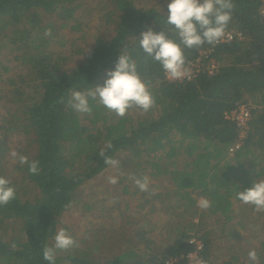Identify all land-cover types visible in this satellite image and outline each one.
<instances>
[{"label": "trees", "instance_id": "16d2710c", "mask_svg": "<svg viewBox=\"0 0 264 264\" xmlns=\"http://www.w3.org/2000/svg\"><path fill=\"white\" fill-rule=\"evenodd\" d=\"M95 1L0 0V80L5 77L7 87L0 92L13 104L0 123V177L16 190V198L0 206V264H49L43 249L53 246L58 230L69 232L61 223L64 215L73 210L87 219L97 215L100 204L85 199L83 190L112 167L99 156L101 150L120 162L123 187L113 202L124 205L114 208L116 222L123 224L73 236L79 247L67 255L57 252L55 264H168L176 259L181 260L175 264H188L195 253L206 264H218L209 222L232 223L241 203L236 194L264 178V0H233L226 32L242 37L192 49L181 44L186 66L196 65L192 77L182 81L167 79L139 45L147 30L164 32L180 44L167 23L171 0L162 6ZM95 12L105 28L86 53L79 44L89 41ZM47 29L51 37L45 36ZM125 50L156 106L147 113L130 110L123 118L91 98V114L69 107L72 91L104 86ZM79 56L83 59L75 64ZM243 106L252 111L246 129L233 116ZM13 135L23 139V155L38 162L39 174L19 162L15 171L7 166ZM145 175L151 183L165 178L171 191L161 192L156 184L150 186L154 194L140 191L134 177ZM201 198L211 207H199ZM147 206L153 214L175 210L165 240L133 219ZM258 255L264 264V251ZM219 264L251 262L230 257Z\"/></svg>", "mask_w": 264, "mask_h": 264}, {"label": "clouds", "instance_id": "9594fccd", "mask_svg": "<svg viewBox=\"0 0 264 264\" xmlns=\"http://www.w3.org/2000/svg\"><path fill=\"white\" fill-rule=\"evenodd\" d=\"M167 7V23L176 29L180 44L169 39L164 32L157 34L147 30L141 34L139 45L144 53L162 66L167 79H190V69L186 66L187 61L181 44L192 49L200 48L205 43L215 46L223 42L232 19L234 3L233 0H171ZM45 36L51 37L52 30L47 29ZM107 76L104 86L90 88L86 92L72 91L68 100L69 107L81 114H91V98L110 113L123 118L130 110L139 109L142 113H147L156 106L155 97L148 84L140 77L136 62L126 50L119 56L115 70L109 71ZM11 156L18 159L21 165H27L30 174H39L37 161L30 162L27 156L18 151H12ZM99 156L104 159L106 165L119 166L120 162L106 156L103 150ZM134 182L140 191H151L154 194L155 190L150 189L151 181L148 176L134 177ZM109 183L115 185L118 179L109 177ZM236 197L242 203L251 205L255 213H264V179L254 181L250 188L239 191ZM15 198L16 190L11 186V181L0 177V206H6ZM198 206L206 210L211 207V203L206 198H201ZM77 247L79 242L67 230L60 229L54 236L53 246L44 247L43 258L49 264H55L57 251H69ZM247 255L251 264H259L260 258L256 250H250ZM201 264L206 262L201 261Z\"/></svg>", "mask_w": 264, "mask_h": 264}, {"label": "rangeland", "instance_id": "374dc122", "mask_svg": "<svg viewBox=\"0 0 264 264\" xmlns=\"http://www.w3.org/2000/svg\"><path fill=\"white\" fill-rule=\"evenodd\" d=\"M101 0H97L95 2H99ZM141 6H150L157 5L162 6L163 3H167V0H138ZM97 12L92 14V19L89 23V41L86 43H80L81 47H85L86 53L90 51L91 44L97 38V34L101 30L105 28L103 26L104 22L98 21ZM102 16V13H101ZM106 24V23H105ZM53 50L55 52L65 51L66 54H71V51H66L64 49H60L59 47H54ZM83 57L79 56L75 58L76 63H80ZM5 77L0 80V86L3 85L0 89L2 92L6 91L7 87L4 86ZM9 97L6 93L0 92V123H3V119L6 118L7 110L13 108V104L9 101ZM1 125V124H0ZM10 140V154L7 157L6 163L9 166L11 171H15V168L18 164V159H14L11 156L12 151H18L23 155L25 146L23 145V139L17 135H13L9 138ZM133 166L130 165V169ZM118 166L111 167L101 177H98L91 183H88L84 188L85 191L84 198L88 197L90 200L96 201L100 204L97 207V215H91L87 218L83 214L77 211H70L64 215L61 219L62 225L66 226L69 230L68 233L71 236L78 235L79 237H83L86 229H93L99 227H105L109 231L111 228H117L123 222H116V213L114 208L117 206L113 201L118 197V194L121 195V189L123 186H120V178L118 175ZM109 177H116L118 179V183L115 185L109 183ZM106 179V180H105ZM264 179V178H263ZM109 185H107L108 183ZM156 184L158 188H160L161 192L171 191L170 185L168 184L165 178L159 179V181H154L150 183V186ZM107 187V189H106ZM115 188V190H113ZM116 191V192H115ZM136 200L135 198L131 199V203L136 208ZM123 205V203H120ZM117 206L115 209L117 210L119 207L124 209L123 206ZM236 214L234 217V221L232 223H225L222 219L220 223H215L214 221L209 222L211 226V231L215 235L216 246L218 252L216 254L218 264L228 258H237L241 262L249 261L248 252L250 250H256L258 252L264 251V213H255L253 207L251 205H246L244 203L236 204ZM175 211V210H174ZM171 210L168 214L167 212H160L159 214H153L152 207L147 206L144 209L135 215H133V219L139 221L144 225V229L147 231L151 230L155 236L160 238L161 240H165V234H168L170 231V223L173 219L171 218ZM130 214L132 211H129ZM136 212V211H135ZM133 211V213H135ZM100 214V216H98ZM171 215V216H170ZM115 216V217H114ZM119 224V225H118ZM230 225V226H227ZM18 232V230H16ZM93 234V233H91ZM98 234V233H97ZM99 235V234H98ZM58 254L67 255L71 252L69 251H57Z\"/></svg>", "mask_w": 264, "mask_h": 264}, {"label": "built area", "instance_id": "2783aa9c", "mask_svg": "<svg viewBox=\"0 0 264 264\" xmlns=\"http://www.w3.org/2000/svg\"><path fill=\"white\" fill-rule=\"evenodd\" d=\"M235 36L238 37H242V34L239 32H235V31H230V32H226L225 33V37L223 40L226 41H233L235 39ZM193 67H196V65H192L189 66L188 68L190 69V78L193 75ZM212 70H214L216 68L215 62L212 60L210 66H209ZM211 70V71H212ZM189 79V78H188ZM175 81V80H173ZM235 120L237 121V124L239 125L240 128H245L248 126L249 121L251 120L252 117V111L251 108L248 107H241L237 112H235L233 114ZM246 133L244 132V130L240 133V137H245ZM240 147V143H238L235 147L231 148L230 151L234 152L237 148ZM193 242H195V244H197L199 246V248H201V242L200 241H196L193 240ZM181 259H176V260H171L170 262H168V264H175V263H179ZM188 260L189 263L188 264H201V259L197 256V254H190L188 256Z\"/></svg>", "mask_w": 264, "mask_h": 264}]
</instances>
